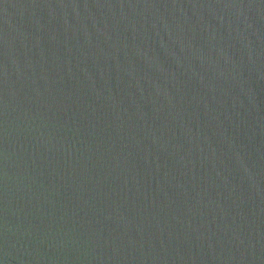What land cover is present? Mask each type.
<instances>
[{
	"label": "water",
	"instance_id": "water-1",
	"mask_svg": "<svg viewBox=\"0 0 264 264\" xmlns=\"http://www.w3.org/2000/svg\"><path fill=\"white\" fill-rule=\"evenodd\" d=\"M0 264H264V0H0Z\"/></svg>",
	"mask_w": 264,
	"mask_h": 264
}]
</instances>
